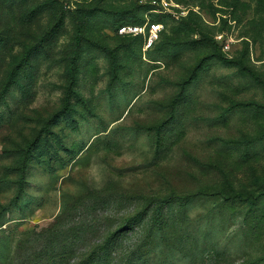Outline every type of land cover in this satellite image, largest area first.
<instances>
[{
    "label": "rangeland",
    "instance_id": "obj_1",
    "mask_svg": "<svg viewBox=\"0 0 264 264\" xmlns=\"http://www.w3.org/2000/svg\"><path fill=\"white\" fill-rule=\"evenodd\" d=\"M151 1L0 0V264H264V0Z\"/></svg>",
    "mask_w": 264,
    "mask_h": 264
},
{
    "label": "built area",
    "instance_id": "obj_2",
    "mask_svg": "<svg viewBox=\"0 0 264 264\" xmlns=\"http://www.w3.org/2000/svg\"><path fill=\"white\" fill-rule=\"evenodd\" d=\"M164 1V0H161ZM155 3L154 0L151 1ZM162 25H151L148 28V24H143L141 26H133V25H124L118 28V34L121 36H145V49H149L152 45L158 40L159 33L162 31ZM144 41V42H145Z\"/></svg>",
    "mask_w": 264,
    "mask_h": 264
},
{
    "label": "trees",
    "instance_id": "obj_3",
    "mask_svg": "<svg viewBox=\"0 0 264 264\" xmlns=\"http://www.w3.org/2000/svg\"><path fill=\"white\" fill-rule=\"evenodd\" d=\"M158 22V21H157ZM124 25H133V26H141V25H143V24H141V25H136V24H125V23H122V24H120V25H118L117 26V28H116V33L118 34V28L119 27H121V26H124ZM164 32L163 31H161L160 32V36L163 34ZM121 36V35H120ZM122 38H131V39H140L141 41H142V45H143V43H144V40H143V38H142V36H135V37H131V36H121ZM156 43V42H155ZM155 43L152 45V47L150 48V49H153V47H155ZM76 44H79V38L77 37L76 38ZM150 49H147L146 50V52L147 51H149ZM74 67H73V63H71V66H70V68H69V73H70V85H72V83H73V81H74V69H73ZM68 103H69V100H68V97H66V104L68 105Z\"/></svg>",
    "mask_w": 264,
    "mask_h": 264
}]
</instances>
